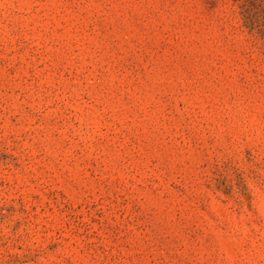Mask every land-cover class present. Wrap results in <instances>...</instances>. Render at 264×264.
I'll return each mask as SVG.
<instances>
[{
	"label": "rangeland",
	"instance_id": "1",
	"mask_svg": "<svg viewBox=\"0 0 264 264\" xmlns=\"http://www.w3.org/2000/svg\"><path fill=\"white\" fill-rule=\"evenodd\" d=\"M0 264H264V0H0Z\"/></svg>",
	"mask_w": 264,
	"mask_h": 264
}]
</instances>
